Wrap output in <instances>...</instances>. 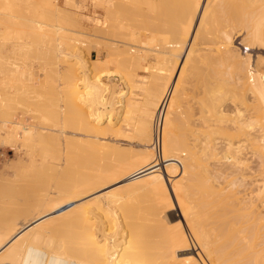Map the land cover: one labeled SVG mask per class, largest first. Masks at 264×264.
Returning a JSON list of instances; mask_svg holds the SVG:
<instances>
[{"label": "bare ground", "instance_id": "6f19581e", "mask_svg": "<svg viewBox=\"0 0 264 264\" xmlns=\"http://www.w3.org/2000/svg\"><path fill=\"white\" fill-rule=\"evenodd\" d=\"M44 1L0 0V27L5 28L4 31H0V112L3 113L4 109L19 104L20 100L17 99L19 96L26 97L29 93L27 90L33 91L36 88L33 86L32 90L28 89L30 84L35 82L30 81L34 76L30 68L34 62L39 61L36 57L38 54L42 58L46 57L45 59L40 57L41 60L36 62L37 64L41 62L39 66L45 73H43L45 82L40 86L38 81L40 79L42 81V78H38L37 82L43 93L38 92L35 96L45 98L46 94L50 93L49 97L53 95L58 97L61 93L56 95L54 86L65 79L66 87H69V93L73 96L76 112L74 127L78 133L67 131L68 120L64 115L56 113V107L51 108L47 105L48 107L43 109L45 113L43 114L42 110L40 111L41 107L38 110L35 101L33 103L36 110L32 107L35 111H31L29 117L33 114V119H36L38 114L37 118H40L41 123L36 124L35 120V124H42L40 132L34 131L37 126L26 123L27 118L23 120L21 118L20 121L14 118L6 120L2 118L0 141L7 143L6 145L10 144L17 150H24L25 157L29 159V165H26L27 163L24 165L25 161H21L23 165L18 162L22 166L20 168L18 164L16 182L28 184L34 181L33 179L29 182V178L34 175H31L33 173L31 171L36 168L39 153L46 164L43 165L41 160L38 164L46 167L47 174L50 172L49 167L56 174L55 171L60 172L63 166L65 169V165H68L67 169L70 168L69 164L76 165L75 168L82 170L78 169L74 172L71 180L65 179L68 184L60 181L62 178L55 179L54 182L51 177L53 174L51 176L45 174L43 181H46L47 176L52 179L49 184L46 181L42 183L43 185L50 186V183L57 185L53 184L55 189L50 186L54 189H52L53 193L50 187L47 189L45 187L46 190L42 192L44 194L29 202L20 203L21 209L26 208L23 210L28 211L25 212L26 217L24 212L20 216L15 215L14 218H8L11 212H8L10 215L5 212L7 216L0 215V264H175L173 249L178 247L186 252L185 259L201 258L202 261L206 259L208 264H264V189H262L264 188V60L259 59V62L257 60L258 66H255L240 59L239 54L235 57L234 53H230L234 55L233 57L231 55L232 61H229L231 63L228 67L231 81L208 87L200 117L196 118L195 115L190 114L186 116L187 118H183L184 114L180 112L184 97L182 95L186 65L193 55L191 53L190 57V41L194 38L212 44L221 42L231 44L233 33L239 24H242L246 30L245 42L248 46L253 42L259 44L261 40L264 43V0H187L188 3L184 6L185 24L180 29L171 30L164 25L165 27H156L159 28L156 30L148 24H143L141 28L139 27V31L131 29V25L124 22V18L128 15L123 17L121 11L124 7L121 8L123 0L122 2L91 0L88 8L83 6V3L82 5L76 3L75 0H62L68 7L64 8L65 10L56 4L57 0ZM130 1L135 7L136 0ZM146 1H148L146 11L150 14L153 12L152 14L155 15L154 12L163 8L162 11L166 10V7H162L161 3L158 5L157 1H155L157 4L152 0ZM127 2L126 5L124 4L125 12V9L129 10L126 6L133 5ZM215 6L221 8L217 22L216 19L213 20L216 14L214 8L217 9ZM134 7L132 6V9ZM82 9L88 11V17L81 15L79 17L77 13H81ZM120 19L128 26L122 24ZM218 25L220 29H216ZM222 33L225 37L223 39L221 36L222 39H219L217 36ZM11 41L14 44H11L12 49L8 50L7 46ZM92 42L97 45L95 49L97 57L89 61L86 54H91ZM263 43L261 42V45ZM121 44L126 49L120 50ZM184 49L187 56L182 58L181 53ZM103 50H107V55ZM34 54L36 61L34 59L31 63ZM230 54L228 52L227 55ZM168 55H173L177 59L169 61L166 59ZM8 58L13 59V68H5V61ZM152 61L160 63L159 68L162 70L157 71L162 72L152 76L154 80L146 91L144 104L148 106L146 108L131 100L128 93L134 86L138 70L150 66L148 62ZM89 62L94 64L89 65ZM110 65L115 66L116 69L108 70ZM113 78L118 79L117 89L106 83ZM27 80L29 86L25 85ZM39 86L35 90H38ZM8 88L15 89V94L10 99L6 98L9 94L6 93ZM3 90L6 95L3 94ZM52 92L54 94H51ZM230 94H233L231 99ZM32 97L29 100H34ZM29 100L26 98V101ZM44 100L48 102L49 98ZM229 100L232 110L228 114L229 111L226 109V112L223 107ZM43 105L44 103L41 106ZM27 106L31 109L30 106H33L31 101ZM26 109L24 111L28 110ZM188 110L192 111V108L189 106ZM27 112L26 114L24 112L26 117H28ZM121 113L137 119L134 123L133 136L123 134L118 122L113 123V117ZM140 114L151 115L152 119L138 117ZM13 115L17 116L14 113ZM180 124L188 127V134L175 132ZM2 134L4 137H1ZM55 145L58 146L57 149ZM156 145L160 149L158 155L159 159H162V165H157L158 158L155 152L151 151ZM81 147H85L87 153L91 152L86 149L93 150V154L86 155L89 156L90 161L92 159L93 161L87 160L86 153L83 154ZM106 150L125 152L129 165L125 164L126 167L123 169L118 155L98 160ZM90 155L94 156L91 158ZM254 157L261 160L258 179H253L256 171H253L251 161ZM78 161L84 164L83 168L78 167L83 166V164L79 165ZM212 164H215V169H213L214 165L210 168ZM52 166L55 168L52 169ZM28 168H32L29 169L30 175ZM162 168L169 178L174 177L181 170L180 181H176L171 186L173 192L164 181ZM132 169L136 171L130 176L127 173ZM78 171L81 173L80 178ZM42 172L35 174L44 176ZM24 174H27L29 181L26 176V181L21 179ZM35 178L38 179L39 176ZM3 179L2 176L0 180ZM170 180L168 179L169 182ZM19 183H16V186L14 184L15 191L24 188L21 189L23 185ZM5 186L0 184L2 191H0V199L2 197L5 199L9 195L3 193L6 191ZM33 187L32 185L31 188ZM141 187L151 191L149 193L154 194L159 201L149 205L145 200L147 204L145 206L141 204L142 208L134 206L135 209H131L133 204L130 200L133 195L125 197L128 192L126 190L133 188L141 190ZM246 187L250 192L244 195L241 189ZM56 189L57 194L54 192ZM147 190L142 191H146L142 197H147ZM135 191H131V194H135ZM170 191L177 200L178 204H176L180 209L179 218L182 217L186 225L184 227L180 220L175 224L180 226L179 228L173 226L171 229L172 227L169 226L170 230L164 232L166 235H163L160 244L159 238L162 237L160 226L163 224L160 219L162 215L157 212L160 213L159 208L164 205L163 202L165 205H173L170 203ZM123 192L126 194L121 195ZM149 195L148 198H152ZM135 202L133 201L134 204H139L138 200ZM6 204H10L8 200ZM154 205H159L158 211ZM149 206L153 207L149 208ZM104 207L107 210L117 209L119 214L113 210L114 213H111L114 214V219H108L110 212L109 215L104 213L107 212L103 211L106 209ZM88 208H92L91 211L89 210L90 213L96 212L98 216L102 212L105 219L112 222L109 223L112 228L108 225V229L105 230L104 223L103 228L101 227L103 230L99 226L98 228L97 225L103 221L98 219L100 224H97L96 219L101 216L94 219L95 223L91 222ZM162 208L164 209V206ZM150 209L153 210L149 211ZM200 209L204 212H200ZM154 212L159 215L158 218V215L155 217ZM136 217L142 218L145 222L136 223L135 227H137L133 228L134 226L131 225L135 224V220L132 223V219ZM120 219H124L125 223L132 222L130 225L127 223L131 228L125 229L118 238L119 229H124L121 227L123 223ZM165 220L169 219L162 221ZM147 227L152 234L154 233L151 238L144 236L143 232ZM114 228L118 229L117 233ZM188 233L192 236L190 237L192 243L195 241L199 246L201 254H194L192 247L185 246L191 241ZM58 234L63 236L57 238Z\"/></svg>", "mask_w": 264, "mask_h": 264}, {"label": "rangeland", "instance_id": "374dc122", "mask_svg": "<svg viewBox=\"0 0 264 264\" xmlns=\"http://www.w3.org/2000/svg\"><path fill=\"white\" fill-rule=\"evenodd\" d=\"M48 0H45L44 2H47ZM76 1V3H78V4H81L82 5V3H83V6H85L86 8H88V6L90 5V3H91V0H75ZM119 1V0H118ZM121 1V0H120ZM124 2L122 3L123 5H121V8H122V6H124L125 7V3L127 2V1H129V2H127V4L128 3H132L133 5V7H134V3L133 2H131L130 0H123ZM137 1H138V4H136L137 3ZM140 0H136V1H134L135 2V5L138 7V9H137V7L135 8V10H134V8L132 9V6H131V4H129L130 6H126V8L128 7V11H127V9H125L126 10V12L123 10L124 9V7L121 9V11H122V13H123V17H125V16H127L126 18H124L125 19V21L124 22H126L127 24L129 23V25H131L130 27H131V29H134L135 31H139V27L141 28L142 26H143V24H148V25H150L151 27H154L156 30H159V28L157 29L156 27H163L164 25L166 26V27H168L169 29H173V30H177V29H180L181 27H183L184 26V24H185V16H184V12H185V9H184V6L188 3V1L187 0H152V1H157V2H159L158 3V5H160V3H161V6L162 7H166L165 9V11H166V13H165V11H162L163 9H162V7H160V9H162V10H158V11H160V12H162V13H160V12H158L157 10V12L155 13L154 12V14L155 15H153L152 13L153 12H151V14L150 13H148L146 10V6H147V2L148 1H146V0H141V2H139ZM122 2V1H121ZM157 2H155V4H157ZM62 5H61V4ZM139 3H140V5H139ZM57 5H59L60 6V8H61V6H62V8L61 9H64V8H66L67 6L66 5H64V3L62 2V0H57V3H56ZM125 4V5H124ZM216 4H218V2L216 3ZM65 6V7H64ZM156 7V9H157V6H155ZM216 7V6H215ZM218 7V6H217ZM216 7V8H217ZM221 7H222V5H221ZM68 8V7H67ZM131 9V10H130ZM158 9H159V7H158ZM221 8L219 7V8H217V9H215L214 8V10H216V12L214 11V10H212V11H214V13H216L215 14V16H214V19L213 20H215L216 19V22H217V19L218 18H220V16H219V10H220ZM65 10V9H64ZM66 10H68V9H66ZM130 11H133V12H131L130 13ZM75 12V11H74ZM87 10L86 9H82L81 10V13H77L78 15H79V17H80V15L81 16H83V17H88V14H87ZM127 12H128V14H127ZM125 13V14H124ZM136 15H135V14ZM158 13V14H157ZM160 13V14H159ZM211 13H213V12H211ZM213 13V14H214ZM132 15V17L130 16V15ZM162 14V15H161ZM221 14H222V12H221ZM220 14V15H221ZM125 15V16H124ZM158 15V16H157ZM134 16V17H133ZM122 17V18H123ZM210 17H212V16H210ZM130 18V19H129ZM131 20V22L129 21L128 22V20ZM212 19V18H211ZM221 19H222V16H221ZM122 22V24H124V25H126V27L128 26L127 24H125V23H123V20L122 19H120ZM132 20L134 21V20H136V21H134V22H132ZM134 24V23H136V24H138V25H132V24ZM214 23V22H213ZM213 23H212V25H213ZM215 25V24H214ZM217 25V24H216ZM164 26V27H165ZM132 27H134V28H132ZM214 27H216V26H214ZM220 27V25H218V27H216V29H220L219 28ZM138 28V29H137ZM213 28V27H212ZM4 31L5 30V28L3 27H0V31ZM160 30H161V28H160ZM214 30H215V28H214ZM217 34H218V30H217ZM219 34H221V32H219ZM216 35V34H215ZM217 36V35H216ZM215 36V37H216ZM223 37V39H224V35H223V33H222V35H218L217 37H219V39L221 38L222 39V37ZM246 36V30L243 28V26H242V24H239V26L237 27V30L235 31V33H233V37H232V39H231V44H228V42H221V43H213L212 44V42L211 43H206V41H202V40H200V39H198V40H194V38L190 41V43H189V47H190V57H191V53H193V55H192V57L190 58V61H189V63H188V65H186L187 67V70H186V73L184 74L185 75V86H184V94L182 95V99H183V103H182V106H181V113H183L184 115L182 116L183 118H187L186 116H189L190 114H193V115H195L196 116V118L197 117H200L201 116V108H203L202 106H204V101H205V99H206V97H207V92H208V87L210 86V85H218V84H222L224 81H227L228 83L231 81V78H230V75H229V72H230V69L228 68L229 66H230V63L231 62H229V61H232L231 60V55L234 53L235 54V57H236V54H239L238 56L240 57V59H243V61H248V63L250 62V64H252V65H257L258 66V63H256V61L257 62H259V59H263L264 60V43H263V41L261 40L260 41V43L258 44V42L256 43L255 42V44H253V43H249L250 44V46H248V43L247 42H245V37ZM215 39V38H214ZM12 41H14V40H12ZM11 41V43H9L8 45L9 46H7V49L9 50H11L12 49V46H11V44H14V42H12ZM92 41V40H91ZM244 41V42H243ZM122 42H124V41H122ZM203 42V43H202ZM261 42L263 43L262 45H261ZM94 42H92V44H91V46H92V50H90L91 51V54L89 55H87L86 54V52H85V54H86V58H87V60H89V61H93V60H95L96 59V57H97V50H95V49H97L96 48V44H93ZM206 43V44H205ZM252 44V45H251ZM257 44V45H256ZM255 45V46H254ZM261 45V46H260ZM11 46V47H10ZM120 46V45H119ZM9 47V48H8ZM124 49H126V47L124 46V45H122L121 44V48H120V50H124ZM44 52H46V49H44ZM103 52H104V54L105 55H107V50H103ZM185 52V53H184ZM228 52H229V54L230 53H232V54H230V56L229 55H227L228 54ZM37 54V53H36ZM36 54H34L33 55V61H31V63L32 62H34V59H35V61H36V57H38V59H39V61L41 60L40 59V55H36ZM182 58H185V56H187L186 55V49H184L183 51H182ZM9 55H10V53L8 54V57H9ZM36 55V57L34 58V56ZM227 55V56H226ZM234 55H232V57H233ZM45 57V56H44ZM156 57V56H155ZM168 57V58H167ZM42 58V57H41ZM46 58V57H45ZM45 58H42V59H45ZM175 58L176 57H174L173 55H168V56H166V59H169V61H171L172 59H174V61H175ZM37 59V60H38ZM177 59V58H176ZM230 59V60H229ZM39 61H36L37 63L39 62ZM36 62H34L33 63V66H34V64H35V68L33 67V66H31V72H34L33 73V80H30L31 81V83L33 82V81H35V82H33L32 84H30L29 83V81L27 80V84H25V85H28V83L30 84V87H28V89H30V90H32V87L34 86H36V88H38V86H39V84H40V86H41V84H43V82H45L43 79H45V73L44 72H42L41 70H42V68H41V66H39L40 64H41V62H40V64H37ZM154 62H158V61H152V62H148L149 63V65L150 66H144L142 69H140V70H138V74H137V76H136V79L134 80V83H133V87H131V89H130V92L128 93L129 94V97L131 98V100H133L136 104H138L139 106H141V107H146V108H148V106H144V104L146 103V91H147V89H148V87H149V84L151 83V82H153V80H154V78L152 77V76H156V74L155 73H161L162 71H157V70H162V69H160L159 67H161V65H160V63L158 62V63H154ZM91 63H92V65L94 64V62H89V65H91ZM255 63V64H254ZM13 65H14V63H13V59H9L8 58V60H6L5 61V68H7V69H10V68H13ZM38 66L40 67V68H38ZM32 68H34V69H32ZM37 68V69H36ZM147 70H146V69ZM260 68H263L262 66H260ZM29 69V70H30ZM39 69V70H38ZM41 69V70H40ZM116 68H115V66H109L108 67V70H115ZM156 69V70H155ZM257 69H259V67L257 68ZM264 69V68H263ZM36 73V74H35ZM40 73V74H39ZM42 73V74H41ZM44 73V74H43ZM43 75H44V78H43ZM36 76V78L34 79V77ZM40 78H42V81H41V79L39 80ZM153 78V79H152ZM1 79V78H0ZM37 79V80H36ZM39 80V81H38ZM117 78H113L112 80L110 79V80H108V81H106V83L108 84L109 83V85H111V87H114V89H117L118 87H116L117 86ZM152 80V81H151ZM39 82V84H38V82ZM1 83H2V81H1ZM24 83H25V81H24ZM116 83V84H115ZM114 85V86H113ZM40 86H39V89L38 90H33V91H29V90H27V92H29V93H32V94H27V96H26V94H25V96L26 97H24L23 95H21V96H19L17 99H19L20 100V103L19 104H16V105H13L11 108H8V109H4L3 110V113H1L0 112V122H1V119L2 118H4L3 120H6V119H10V118H14V119H17L18 121H20L21 120V118H22V120L23 119H25V118H27L26 120H27V122L26 123H28V124H31V125H33V126H37V128L36 129H34V131H36V133H38L37 131L39 130V132H40V128L42 127L41 125L42 124H39L40 125V127H39V125H36L37 123H41V120H40V118H37L38 117V114H37V117H36V119H33V117L34 116H32L31 115V117H29V115L31 114V111H35L36 110V107H34V105L35 104H37V108H38V110H39V108H40V111H41V113H43V109L45 108H47L48 106H51V108H54V107H56V113L57 114H62V115H64L65 117H66V119L68 120V125H67V131L68 132H76V133H78V131L75 129V127H74V123H75V116H76V112H75V107H74V104H73V96L69 93L70 92V90H69V87H66V82H65V79H62V81H61V83L60 84H58V85H56V86H54L56 89V91H57V93H56V95H58V93L61 95V97H56L55 95H51L52 97H49L48 95H50V93H48V95L46 94V97L45 98H43V97H38V95H36L35 96V94H38V92H39V94L41 93H43V91H42V89L40 88ZM33 87V88H34ZM5 89V88H4ZM36 91H37V93H36ZM3 94L4 95H6L5 94V90H3ZM182 92V93H183ZM6 93H9V94H7V96H6V98L7 97H9V99L11 98V97H13L14 96V94H15V89H13V88H8V89H6ZM33 93H34V95H33ZM51 94H54L53 92L51 93ZM32 96H34V97H32ZM30 97H32L34 100H29L30 99ZM37 97H38V99H37ZM49 98V100H48V102L46 101V100H44V99H46V98ZM233 97V94H230L229 95V98L231 99ZM5 98V97H4ZM26 98L29 100V101H26ZM31 98V99H32ZM36 98V99H35ZM42 101H40V100ZM52 99V100H51ZM39 100V101H38ZM44 100V101H43ZM30 101H31V104H33V106H30L31 107V109H32V107H33V109H35V110H31L30 108H29V106H27V105H29L30 104ZM36 101V102H35ZM47 103H46V102ZM50 101V102H49ZM33 102H35V104L33 103ZM40 102V103H39ZM52 102V103H51ZM27 103H29V104H27ZM44 103V105L43 106H41L42 104ZM27 104V105H26ZM38 104H39V106H38ZM48 105V106H47ZM47 106V107H46ZM189 106L192 108V111H190V110H188V108H189ZM225 107H223V109H225V111L227 112V110L229 111V112H227L228 114L231 112V110H232V105H231V101L229 100V101H227V103L224 105ZM228 106V107H227ZM229 106H230V108H229ZM25 108H27L26 110L28 111H24V109ZM30 109V110H29ZM44 109V110H45ZM227 109V110H226ZM13 110H16L17 112H13ZM23 111V112H22ZM24 112H25V114H26V112H27V114H28V117H26L25 116V114H24ZM45 112V111H44ZM13 113L14 114H17V116L15 115H13ZM33 113V112H32ZM43 114H45V113H43ZM40 115V114H39ZM25 116V117H24ZM24 117V118H23ZM41 117V116H40ZM116 116H114L113 117V123L114 124H116L117 122H118V126L122 129V132H123V134H128L129 136H133L134 135V123L135 122H137V119L136 118H129L128 116H126L125 114H123V113H121V115H117V117L115 118ZM138 117H141V118H144V119H146V120H151L152 119V116L151 115H148V114H145V115H143V114H140V115H138ZM29 118V119H28ZM20 119V120H19ZM39 121H38V120ZM31 122H30V121ZM35 120H36V124H35ZM34 122V124H32L33 122ZM175 130V129H174ZM175 132H177V133H182V134H185V133H187V132H189V129H188V127L186 126V125H181L180 124V126H179V128H177L176 130H175ZM184 132V133H183ZM188 134V133H187ZM1 137H4V134H2V136ZM6 137V136H5ZM56 141V140H55ZM54 142V141H53ZM52 142V143H53ZM51 143V145H53ZM5 144V145H4ZM7 143H2L1 141H0V148H2L3 150H4V152H5V154H6V159L2 162V163H0V178H2V176L4 177V182H2L3 180H0V184H3L5 187H4V190H6V191H3V193L5 192V194L6 193H9V195L8 196H6V198L5 199H0V201H3V202H1L0 203V215H2V216H7L8 214L10 215V213H8V212H11V215L8 217V218H14L15 217V215H18V216H20V214L22 213L23 214V212L25 213V212H27L28 213V211H24L26 208H23V209H21L22 207H20V203H22V202H25V201H28L29 202V200H31V199H35V198H37V197H39V195H42V194H44V193H42L44 190H46L48 187H53L54 188V185L52 184V183H50L51 185L49 186L48 184V182L50 181V179H54L53 181L55 182V179H58L59 180V178H62L60 181H64V183H66L68 180L67 179H69V180H71V178H73L74 177V172H77V170L79 169V170H82L81 168H75L74 166H76V165H72V166H70V164H69V167L70 168H66V167H68V165H65L66 167H65V169H63V167H62V170H64L63 172H62V170H60V172H57V171H55L56 172V174L53 172V171H51V167H49V169H48V171L50 170V172H53V173H48L47 174V170L45 171V169H46V167L44 168V167H41V166H43L44 164H46L45 162H43L42 161V157L41 156H39L40 155V153H39V155H37L38 157H37V164H36V168L34 167L33 169H34V171H31V172H33V173H31L30 172V170H32V168H28V170H29V175H30V173H31V175H33V177L32 176H30L31 178H29V177H27L25 174L23 175L24 177L26 176L27 177V179L29 178L30 179V181H29V179H28V181L29 182H31L33 179H34V181H32V183H28L27 184V182H21V181H19V182H16L15 181V178H16V172H17V170H18V164H20L21 163V161L22 162H24L23 164L25 165V163H27L26 165H29V162H28V157H25L26 156V154H25V151L24 150H17V149H15V148H13L10 144H8V145H6ZM57 144V143H56ZM46 145H48V144H45V146ZM43 147H44V145H42ZM41 146V147H42ZM55 146H57V145H55ZM75 146V145H74ZM50 147V146H49ZM51 148V147H50ZM58 148V146L56 147V149ZM82 148V151H83V154L84 153H86L85 154V156L86 155H89V154H93V150H91V149H86L87 151H90L91 153H87V152H85V147H81ZM40 149V148H39ZM52 149L54 150L55 148H54V146L52 147ZM40 151V150H39ZM55 151H57V150H55ZM151 151H154L155 152V155H156V157L158 158V163H157V165L159 164V165H162L163 164V162H162V159L160 158L159 159V155H160V149H159V147H158V145H156L155 147H153V148H151ZM159 152V153H158ZM159 154V155H158ZM95 155V154H94ZM93 155V156H94ZM120 156V164H121V167L124 169L127 165H129L128 163H127V158H128V156L126 155V153L125 152H123V151H121V150H113V151H111V150H106L105 152H102V155H100V157H102V158H100V157H98L99 159L98 160H101V159H103V157L105 158V157H109V158H111V156H114V157H116V156ZM91 156V155H90ZM93 156H91V158L93 157ZM18 157V158H17ZM88 159V161L89 162H91V161H93V159L90 161L89 159V156H86ZM41 158V159H40ZM255 158H256V160H255ZM39 160H41L43 163V165H39L40 163H39ZM161 160V161H160ZM259 159L257 158V157H254L253 159H252V161H251V167H252V169H254L253 171L255 172V174H253L254 175V178H253V175L251 176L253 179H255V178H259V177H257L259 174H258V171L260 170V168H259V166L261 165V160H259ZM118 161V162H119ZM130 161V160H129ZM18 162H20V163H18ZM76 162V161H75ZM74 162V163H75ZM160 162V163H159ZM162 162V163H161ZM39 163V164H38ZM78 163H79V165L80 164H83V163H81L80 161H78ZM22 164V163H21ZM20 164V168H21V166L23 165H21ZM75 164H77V163H75ZM88 164V163H87ZM91 163H89V165H90ZM126 164V166H124ZM37 165H39L38 167H37ZM78 165V164H77ZM111 165V164H110ZM213 165H214V168H213ZM15 166H17V168L15 167ZM88 166V165H87ZM92 166V165H91ZM255 166V167H254ZM54 166H52V169H54L53 168ZM78 167H84V164H83V166H78ZM90 167V166H89ZM27 168V167H26ZM41 168H43V170H40ZM56 168H58V167H56ZM61 168V167H60ZM72 168H74V169H72ZM85 168H86V166H85ZM84 168V169H85ZM91 168V167H90ZM210 168H213V169H215V164H212V167H210ZM35 169H38V170H35ZM56 170V169H55ZM24 170H22V172H23ZM43 171V172H42ZM73 171V172H72ZM87 171H88V168H87ZM133 171V172H132ZM132 171H130L129 173H127L128 175H130L131 173V175H134L135 174V171L136 170H133L132 169ZM180 171L181 170H179L178 172H177V174H175V176L174 177H172V178H169L168 176H167V174H166V172H165V170H163V168H162V172H161V174H162V176H163V178H164V181L166 182V184L169 186V188H170V190L172 191V185L174 184V183H176V181H180V179H181V176L179 175L180 174ZM27 172V171H26ZM41 173L42 172V174H44V176L42 177V176H40V175H38V174H35V173ZM62 172V173H61ZM65 172V173H64ZM79 172V171H78ZM83 172V171H82ZM253 172V173H254ZM60 173V174H59ZM80 173V172H79ZM85 173V172H84ZM52 175L53 174V176H51V177H49V176H47V178H46V181H43V179H45V177H46V175ZM58 174V175H57ZM28 175V176H29ZM82 175H83V173H82ZM130 175V176H131ZM23 176L21 177V179L22 180H24L25 179V181H26V177L25 178H23ZM37 176H39V178L37 179V178H35V177ZM58 176V177H57ZM65 176V178H63ZM78 176V175H77ZM256 176V177H255ZM42 177V179H40ZM75 177H76V173H75ZM81 177V173H80V176H79V178ZM78 178V177H77ZM176 178H177V180H176ZM36 179V180H35ZM64 179V180H63ZM65 179L67 180V181H65ZM168 179H171L170 180V182L168 181ZM14 180V181H13ZM41 180V181H40ZM174 180H175V182H174ZM8 181H10V182H8ZM39 181H40V183H39ZM52 181V180H51ZM52 181V182H53ZM6 182V183H5ZM13 182H15V183H13ZM33 182H36V183H33ZM43 182H46V183H48V184H46V183H44V184H46L47 186H45V185H43L42 183ZM58 181H56V183H57ZM16 183H19L20 185L22 184L23 186L21 187V189L22 190H20V191H18V189L17 188H19V187H16V191H15V189H14V184H15V186H16ZM38 183V184H37ZM170 183V184H169ZM172 183V184H171ZM25 184H27L26 186H25ZM37 184V185H36ZM58 184V183H57ZM67 184H68V182H67ZM12 185H13V187H12ZM18 185V184H17ZM29 185V186H28ZM34 186L33 188H31V186ZM59 185V184H58ZM60 185H62L61 184V182H60ZM64 185V184H63ZM41 188H40V187ZM55 186H57V185H55ZM45 187H46V189H45ZM49 188V189H51L50 191H51V193H53L52 192V189L53 188ZM62 187V186H61ZM256 187V186H255ZM255 187H254V189H255ZM31 188V189H30ZM56 188V187H55ZM54 188V189H55ZM59 188V186L57 187V189ZM1 189V188H0ZM53 189V190H54ZM57 189H56V191H54L56 194H57ZM141 190H139V188H136V189H130L131 191H135V194L133 193V194H131V191L130 190H126V191H128V192H130L129 194H128V192H127V194H126V192H123L121 195H125V197L127 196V197H132V195H133V197H132V200H130L129 202L130 203H132L133 204V207L131 208L130 207V205L131 204H129L128 206H129V208H131V209H133L134 208V206L135 207H137V206H139V207H141L142 208V206H141V204H143V206H145L146 204H147V202H149L148 204L149 205H153V204H155V203H153V202H157V201H159L158 200V198H156V196L154 195V194H150L151 193V191H149V190H147L146 188H143V187H141L140 188ZM147 190L148 191V194H146L147 195V197L146 198H144V196L142 197V194L143 193H145L146 191H144V192H142L143 190ZM262 189H264V188H262ZM3 190V189H2ZM242 191H243V193L242 194H246V193H249L250 191L249 190H247V187L246 188H242L241 189ZM1 191V190H0ZM170 191V203H173V205H172V207H171V205L169 204V205H167V208H168V210H166L165 209V202H163L164 203V205H162V206H160L161 208H159V209H161V210H163V212L161 211V210H159L158 208H157V206H159V205H157V206H155V208H157V211L159 210L160 211V213L159 212H157L160 216H161V218L160 219H162V220H164V219H169V220H165V222L164 221H162L161 220V224H163L162 226H160L161 228V230H160V236H162V237H160L159 238V243L161 244V241H162V239H163V235H166L165 233H167V231L168 230H170L169 228V226H171L172 228L171 229H173V226H177V225H175V224H177V223H179V222H177V221H180V220H182V217L181 218H179V212H180V209H179V207H178V203H177V200H175L176 198H175V196H174V193H172ZM2 192V191H1ZM150 192V193H149ZM39 193H41V194H39ZM125 193V194H124ZM131 194V195H130ZM150 194V195H149ZM134 195H136L135 197H134ZM141 195V196H140ZM144 195V194H143ZM148 195H149V197H151L152 196V198H153V201H152V198H148ZM154 195V196H153ZM1 197V196H0ZM136 197H138V199H136ZM135 198V199H134ZM151 199V201H149L148 199ZM13 201H12V200ZM7 200H8V203H10V204H6L7 203ZM22 200V201H21ZM136 200H138V205L137 204H134V203H136L135 201ZM140 200V201H139ZM147 202H146V201ZM133 201H134V203H133ZM142 201V202H141ZM14 202V203H13ZM146 202V203H145ZM16 203H17V205H16ZM161 203V202H160ZM163 203H161V204H163ZM177 203V204H176ZM5 206H4V205ZM20 204V205H19ZM24 205H25V203H23ZM13 205V206H12ZM18 205H19V207H20V209H19V207H18ZM176 205V206H175ZM12 206V207H11ZM16 206V207H15ZM22 206V205H21ZM164 206V209L162 208ZM169 206V207H168ZM147 207V206H146ZM151 207H153V206H151ZM150 206H149V208H151ZM171 207V211H170V208ZM106 207H104V209H105ZM110 208V207H109ZM138 208V207H137ZM176 208V209H175ZM92 210V208H88V213H90V211ZM113 210H115V213L117 212V214H119L118 213V210L117 209H114V208H112ZM135 209V208H134ZM147 209V208H146ZM154 209V208H153ZM152 209V210H153ZM90 210V211H89ZM113 210H107V208L105 209V210H103V211H107V212H104V213H107L108 215H109V213L108 212H110V215L108 216L109 218L108 219H111V220H113L114 218H113V216H114V211ZM148 210V209H147ZM151 209L149 210V211H152ZM166 210V211H165ZM176 210V211H175ZM177 210H179V211H177ZM22 211V212H21ZM6 212V213H5ZM111 212H113V213H111ZM171 212V213H170ZM200 212H204V210L203 209H200ZM7 214V215H5V214ZM96 213V212H95ZM94 212H91L89 215H91V216H89L88 215V217L90 218V220H91V222H94L95 223V221L96 220H102L101 222V224H100V222H99V220L97 221V224L99 223L100 225H97V227L99 226L100 227V229L101 230H103L102 228H103V223H104V228H105V230H107L108 229V227L110 226L109 225V223L111 224L112 222H108V221H110V220H108V219H105V216L102 214V212H100L99 213V216H101V217H99L98 215H96ZM148 213H150V214H153V212H148ZM156 212H154V214H155ZM155 214V217H156V215H158V214ZM161 213H163V214H161ZM174 213V214H173ZM94 214H95V216H94ZM169 214V215H168ZM172 214V215H171ZM25 215V217L27 216V214L25 213L24 214ZM159 215L157 216V218L159 217ZM171 215V216H170ZM11 216H13V217H11ZM94 216V217H93ZM112 216V217H111ZM164 216H166L167 218H165ZM173 216V217H172ZM178 216V217H177ZM24 217V216H23ZM97 217H99V218H97ZM172 217V218H171ZM95 218H97L96 220H94ZM104 218V219H103ZM138 218V219H137ZM179 218V219H178ZM106 220V221H105ZM121 221H122V223H123V225L121 226V227H124V229H119V231H118V233H117V230L114 228L113 230H116V233H117V235H118V238H120L119 237V234L121 233V234H123L122 232L126 229L127 230V228L129 229V228H131V226L133 227V228H136L135 227V225H136V223L138 224V223H142L141 221H143V222H145L142 218H140V217H136V219H132V223H134V220H135V224L133 225H131L130 227L128 226V224L130 225L131 224V222H127V223H125V221H124V219H120ZM107 223H105V222ZM168 221V222H167ZM174 221V222H173ZM182 222V224H183V226L185 227V222H183V220L181 221ZM167 224V226H166V224ZM174 223V224H173ZM105 224H106V227H105ZM114 225H115V223H114ZM127 225V226H126ZM113 226V225H112ZM126 226V227H125ZM98 227V228H99ZM102 227V228H101ZM166 227V228H165ZM167 227H168V229H167ZM110 228H112L111 226H110ZM109 228V229H110ZM163 228V229H162ZM175 228V227H174ZM149 229V227H147V230ZM120 230H122V231H120ZM146 229L144 230L145 232H143L145 235L144 236H146V237H148V238H151V235H154V233L152 234V232H151V230L149 229L148 231L150 232V233H148V231H147ZM147 232V233H146ZM163 234H162V233ZM165 232V233H164ZM63 235H65L64 233H62ZM62 234H58V236H57V238L58 237H60V235H62ZM68 234H70L69 232H68ZM120 234V235H121ZM162 234V235H161ZM189 234V233H188ZM62 235V236H63ZM148 235V236H147ZM190 235V234H189ZM126 237V236H125ZM190 237H192L191 235L189 236V239H190ZM162 238V239H161ZM161 239V240H160ZM191 241H190V244L192 243V238L190 239ZM194 241V240H193ZM163 243H164V240H163ZM162 243V244H163ZM193 244L195 245L196 244V242L194 241L192 244H191V246H190V248L192 249V251L194 252V254L196 253H200L201 251H200V248H199V246L196 244L195 246H193ZM197 246V247H196ZM179 248V247H178ZM194 248V249H193ZM195 248H197V249H195ZM199 248V249H198ZM195 251H199V252H195ZM185 253L186 252H183L182 251V249L181 248H179V253H178V255L180 256V257H182V258H184L185 257ZM201 254V253H200ZM203 257V256H202ZM203 259H204V257H203Z\"/></svg>", "mask_w": 264, "mask_h": 264}, {"label": "snow or ice", "instance_id": "6c2138e0", "mask_svg": "<svg viewBox=\"0 0 264 264\" xmlns=\"http://www.w3.org/2000/svg\"><path fill=\"white\" fill-rule=\"evenodd\" d=\"M180 226H177V228H179ZM184 239H187V237H184ZM187 247H190L191 244L189 243L188 245H185ZM179 253V249H173V255L175 258V264H208L207 260L204 259L203 261L201 260V258H197L195 260L191 259V258H182L178 255Z\"/></svg>", "mask_w": 264, "mask_h": 264}, {"label": "built area", "instance_id": "2783aa9c", "mask_svg": "<svg viewBox=\"0 0 264 264\" xmlns=\"http://www.w3.org/2000/svg\"><path fill=\"white\" fill-rule=\"evenodd\" d=\"M6 159V154L2 148H0V163Z\"/></svg>", "mask_w": 264, "mask_h": 264}]
</instances>
